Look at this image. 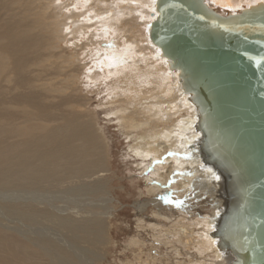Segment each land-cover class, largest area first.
<instances>
[{
    "label": "bare ground",
    "instance_id": "6f19581e",
    "mask_svg": "<svg viewBox=\"0 0 264 264\" xmlns=\"http://www.w3.org/2000/svg\"><path fill=\"white\" fill-rule=\"evenodd\" d=\"M98 1L86 0L85 5L99 8L103 2ZM118 1L113 3L122 14L113 5L117 17L102 24L103 34H109L102 48L98 33L86 26L93 18L84 26L82 16L72 22L78 10L59 17L52 12L53 0H0V264H104L110 259L115 214L125 206L113 187L118 178L109 147L93 117L82 111L88 102L77 95L83 87L80 74L90 77L98 99L107 93L104 108L121 107L112 116L133 143L135 156L157 165L149 176L154 185L147 190L154 199L136 200L137 216L145 217L150 206L160 211L166 203H176L171 194L170 199L154 195L164 193L174 178L180 184L168 194L177 193L176 198L191 183L192 188L200 186L210 176L224 190L206 189L214 198V215L208 223L204 220L205 226L189 220L191 212L183 208L172 220H140L141 236L124 250L131 258L122 264H239L227 234L242 211V189H235L242 183L226 165L215 162L217 152L202 130L196 98L182 87L179 70L170 67L172 60L152 40L158 0ZM204 3L225 17L264 0ZM90 9L91 17H99L101 12ZM137 11L147 26L142 36L127 38L121 24L127 16L137 22ZM87 32L93 41L83 44ZM66 37L76 42L70 57L60 47L61 41L72 42ZM73 60L80 62V71L73 72ZM167 246L170 253L158 256Z\"/></svg>",
    "mask_w": 264,
    "mask_h": 264
},
{
    "label": "water",
    "instance_id": "95a60500",
    "mask_svg": "<svg viewBox=\"0 0 264 264\" xmlns=\"http://www.w3.org/2000/svg\"><path fill=\"white\" fill-rule=\"evenodd\" d=\"M158 9L152 40L196 98L215 162L242 183L227 240L239 264H264V3L225 17L204 0H158Z\"/></svg>",
    "mask_w": 264,
    "mask_h": 264
},
{
    "label": "rangeland",
    "instance_id": "374dc122",
    "mask_svg": "<svg viewBox=\"0 0 264 264\" xmlns=\"http://www.w3.org/2000/svg\"><path fill=\"white\" fill-rule=\"evenodd\" d=\"M87 1H89V0H87ZM104 1L105 0H102V1L99 0L98 1V2H103V3H101V5L98 8V6L97 7L95 6L96 3H94V5H90V6L85 5L86 0H53L52 12L53 13L56 12L55 14L58 15L59 17H61V15L64 12H65V14H68V13H71L73 10H76V11L78 10L76 17L71 19V20H73L72 22H75V21H77L76 20L77 16H82L81 19H82V23H83L82 25L83 26L85 24L84 22L87 20L88 17L93 18L90 20V22H88L86 24V26L91 27L90 31L92 29V34L98 33V34H96L97 35L96 41H98L99 45L102 48H106V45L108 43L109 34L108 33L103 34L104 33L103 25L107 24L104 22H107V20L109 18L112 19V17H115V19H116L117 13L120 12L122 14V9L120 8V6L118 4L115 6L116 3H113L115 0H108V1L106 0V4L104 3ZM121 1L122 0H119L118 2L120 3ZM109 3H112L111 6L113 8L115 6L116 9H117V7H118V9L116 10L115 8L113 9L112 7L111 8L110 7L105 8L104 5H107ZM82 4H84V5H82ZM87 7L91 8L90 9L91 13L92 12L96 13L97 11L101 12V13H99L100 15L96 14V15H99V17H91V14H89V11L86 10ZM137 7H139V6H137ZM102 9H105L107 11L103 10V12H104L103 13ZM114 10H116L117 13H115ZM78 12H79V14H78ZM108 12L110 15L112 13L111 17L109 14H107ZM135 15H136V17L139 18L137 20V22H135L136 21L135 19L130 20V18L127 16V17H125L126 23L122 22V24H121L122 25L121 27L126 30V31L124 30V33H122V35L126 36L127 38H130L133 35V33L137 36H142L144 29H145V25L147 26V24L144 23L145 16L142 15L140 11H137L135 13ZM118 16H119V14H118ZM131 17H133V16H131ZM129 20L131 22H129ZM83 26H81L80 28H83ZM94 30H96V31L93 32ZM127 32H129V34ZM92 34H91V32H87L86 35L81 38V42L83 44H85L88 41L89 42L93 41L92 40ZM66 38H69L70 41H72V42L71 43L68 42L66 44L63 41H61L60 47H62L63 51H65L64 56L70 57L71 55H73V53L76 50L75 49L76 48L75 47L76 42L71 37H66ZM56 44H57V41H56ZM64 44L69 46L68 49L66 46H64ZM54 47L56 48L57 46L55 45ZM58 53H60V51H58ZM53 60H57V59H53ZM72 62H73V64L76 65L72 69L73 72L76 71V68L78 71H80V69L78 67L80 62L77 61L75 63L74 60ZM85 63H87L86 60H85ZM81 65H82V63H81ZM80 75H81L80 81L83 83V87H82V89L79 90L77 95H79V96L81 95L82 98H84L88 102L86 106H83L82 109H84V110H82V111H85L87 114H90L93 117L92 118L93 124L95 126L97 125L98 132H100V135L103 136V141L109 147V150H110L111 156H112L111 163L113 165V170L116 172V177L118 178L115 180V184L113 185V187H114V189L118 188L116 196L119 199V201L122 203V205L125 206V207L121 206L120 208H118L117 209L118 211L115 214L116 220L114 219V222H113L114 223V242H115V245L112 248L111 254L109 255V258H110L109 261L105 262L104 264H122L127 259L131 258V257L129 258V256H128L129 252L125 253L126 251H124V250L127 247H129V244H130V242H132V240L139 238L141 236L140 232L137 230V226H138V222H140V220H143V218L145 220L147 218V220L149 222H153L154 218H157L159 221H162L163 219L172 220L176 217V215L181 213V211H183V209H184L183 212H186L188 215L191 212L190 213L191 219H189V220H194L195 222L196 221L203 222V226H205L204 220H205V222H207V221L209 222V217H211V215H214L213 214L214 198H212L213 196L211 197L207 193V191L209 192V190L212 188L213 189L215 188L216 190H218V192L224 191V190H221L220 184L216 183L214 181V178H212L211 176L209 178L206 177L204 180L205 182L203 184H200V186L198 185V186L192 188L193 183H191V186L188 185V189H186V191H185L186 194L184 196L182 195V197H177V198L175 196V194H177V193L172 192V193L168 194V191L170 189H172L174 185H177L179 183V181H177L175 178L172 179V181L167 183V185L165 186V189H164L165 192L164 193H162L160 191V192L155 193L154 195L158 194V196H159L161 193V196L164 195L167 199H170V194H171L172 196H174L173 197L174 199L181 201V204L179 205L178 201L175 200L176 203H174V202L166 203L164 205L165 207L163 206L164 210H160V211L157 210L156 208H154L155 206H150L148 208V212L146 213L145 217L143 216L141 218L140 216H137L135 210L133 209L134 208L133 206H134L136 200L143 199V197H144L145 198L144 200L150 201V203H151V201L154 199L153 193L151 194L152 195L151 196L147 193V190H148V188H151L152 185H154L153 183H152V185H150L151 181L149 180V176H151L150 173L154 174V170L157 167V165L153 164V163L149 164L147 162L141 163L142 159L135 156V153L133 151H131V147L133 146V143L129 139H127L128 137L125 135L126 132H123L122 130H120L118 120L114 116H112V113H114V111H116V109L118 107H119L118 109H120L121 107L118 105L117 108L113 111L109 110L108 107L104 108L103 105L105 103V100L107 99V93L105 92L102 96L100 95L101 98L98 99L99 96H97L95 93L93 94V89H94L93 87H95V84H93L92 81H90V79H89L90 77L87 76L86 74H80ZM84 77H86V78L84 79ZM87 82L90 85L92 84V87H90L87 84ZM107 84L109 86L111 84V82L108 81ZM108 86L104 85L102 87L103 88L102 90L106 91L105 89H107ZM102 107H103V109H102ZM146 164H148V167H145ZM148 169H150V170H148ZM153 181H156V180L154 179ZM149 186H151V187H149ZM217 186H218V188H217ZM120 187H121V189L124 188L125 190H119ZM206 189H208V190L206 191ZM216 192L217 191L214 190L212 193L216 194ZM200 193H201V195H200ZM166 195L167 196L169 195V196L167 197ZM214 196H216V195H214ZM161 201H163V200H161ZM182 202H183V204H182ZM224 203H225V201H223V204ZM178 207L180 208V210H178L179 209ZM157 212H159V213H157ZM155 213L157 216H155ZM168 215H169V217H168ZM163 217H165V218H163ZM148 221H146V222H148ZM141 238L145 239V237H141ZM145 240L148 244H151L150 242L147 241V240H149V238H146ZM176 247H178V246L176 245ZM167 248H168V246L163 247V249H162L163 251L159 250L160 253H158L159 254L158 256H160L161 258L162 257L164 258L165 255L170 253L171 249H167ZM169 257H172V256H169ZM166 261H167V258H166Z\"/></svg>",
    "mask_w": 264,
    "mask_h": 264
}]
</instances>
